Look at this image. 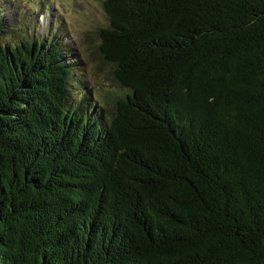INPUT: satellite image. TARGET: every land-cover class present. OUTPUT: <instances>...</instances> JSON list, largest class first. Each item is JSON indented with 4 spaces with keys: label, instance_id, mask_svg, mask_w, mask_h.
Wrapping results in <instances>:
<instances>
[{
    "label": "trees",
    "instance_id": "obj_1",
    "mask_svg": "<svg viewBox=\"0 0 264 264\" xmlns=\"http://www.w3.org/2000/svg\"><path fill=\"white\" fill-rule=\"evenodd\" d=\"M104 8L103 107L0 15V264H264V0Z\"/></svg>",
    "mask_w": 264,
    "mask_h": 264
},
{
    "label": "rangeland",
    "instance_id": "obj_2",
    "mask_svg": "<svg viewBox=\"0 0 264 264\" xmlns=\"http://www.w3.org/2000/svg\"><path fill=\"white\" fill-rule=\"evenodd\" d=\"M104 1L0 0V15L12 29L10 37H57L67 48V59L77 64L79 84L92 93L99 107L105 106L107 95L124 92L112 80L113 67L100 53V32L110 27Z\"/></svg>",
    "mask_w": 264,
    "mask_h": 264
}]
</instances>
